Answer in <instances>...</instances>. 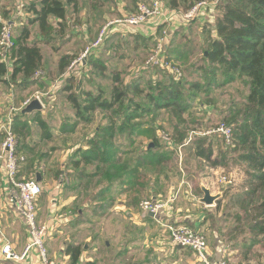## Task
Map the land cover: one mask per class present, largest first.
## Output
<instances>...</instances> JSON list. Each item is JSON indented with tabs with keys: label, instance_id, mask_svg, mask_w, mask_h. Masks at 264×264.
I'll return each mask as SVG.
<instances>
[{
	"label": "trees",
	"instance_id": "16d2710c",
	"mask_svg": "<svg viewBox=\"0 0 264 264\" xmlns=\"http://www.w3.org/2000/svg\"><path fill=\"white\" fill-rule=\"evenodd\" d=\"M3 1L0 0V8H3ZM144 1L150 2L132 0L126 9L135 12ZM202 1L216 2L213 4L216 17L209 23L203 21L205 39L200 47L203 56L192 63V76L177 78L166 72L160 78H151L149 72L154 67H146L147 70L136 79L126 82L121 70L111 69L102 54L94 53L86 64L90 68L89 75L84 74L86 80H78L75 74L64 78L60 91L76 118L74 122L62 126L64 133L73 132L78 123H94L99 112L105 113L108 118L104 126L96 128L86 148L79 146L75 149L67 165L72 169L68 184L78 193L76 203L81 199L79 189H89V182L85 184L84 181L91 177L96 179L94 191L97 192L91 202L95 203L94 212L97 214L112 205L114 195L126 192L137 196L152 180L157 183L163 175H167L168 169L178 170L177 164H174L179 159L176 150L166 149L158 136L159 130L166 131L164 124L159 122L162 114L166 112L169 119L179 121L174 130L181 142L189 137V130H180V123H188L191 131L204 128L201 123L203 117L194 111L195 100L205 95V102L212 103L211 92L243 79L248 88L245 99L233 102L227 108V114L223 115L225 123L234 126V146L223 148L221 135H195L183 151L186 159L201 158L215 168L225 169L232 164L245 167L248 177L243 183L245 191L236 194L234 204L239 209L236 219L243 221L242 215H245L242 230L247 229L248 239L242 240L241 245L247 258L254 247L264 246V0H163V3L168 10L185 13ZM27 3V24L20 26L14 35L11 64L0 60V82L11 81L20 91L46 83L36 77L44 67L42 44H53L56 34L65 30L68 7L72 6L77 11L79 0H28ZM99 3L100 0H94V6ZM3 12L4 15L2 12L0 15L8 20L7 11ZM53 20L60 27L56 28ZM196 22L198 19L195 18L191 23ZM34 27L38 29V38L35 36L32 40ZM165 28L167 24L159 25L158 34H162ZM117 35L124 40L118 41L115 34L110 35L104 44L105 51L134 43V50L147 52L150 45L156 42L154 36L141 33ZM175 50H171V45L166 46L165 58L172 66H177L175 59L178 56H186L184 51ZM173 54L177 55L175 59ZM76 59V54L63 55L58 60L59 74H64ZM93 75L109 79L110 89L95 87ZM30 116L41 131V139H52L55 131L47 118L40 111ZM29 121L28 114L18 113L14 117L13 128L20 152L28 156V168L36 171V158L46 153L40 150L35 154L37 145L32 146L27 141V137L32 135ZM1 135L3 141L5 134ZM121 136L126 137L122 144L118 142ZM143 137L149 139L147 143L140 140L135 146ZM91 165L94 171L88 172ZM83 210L78 205L74 208V212L82 218L81 223L85 221ZM240 228L237 224L231 233ZM82 252L81 245L68 244L66 253L70 256V264H79Z\"/></svg>",
	"mask_w": 264,
	"mask_h": 264
},
{
	"label": "rangeland",
	"instance_id": "374dc122",
	"mask_svg": "<svg viewBox=\"0 0 264 264\" xmlns=\"http://www.w3.org/2000/svg\"><path fill=\"white\" fill-rule=\"evenodd\" d=\"M27 2L28 0H5L2 2L3 6L1 7L3 8H0V13L2 12L1 14L4 15L3 11H7L8 20H11L13 22L12 26L15 36L20 26L17 24V22L14 21H17L16 19L21 17H27V14H29L26 12L27 10L25 9L29 5V3ZM127 4L131 5L132 0H100V3L96 6H94V0H79L77 11H74L73 7L69 6L65 30L63 32H60L58 30L59 32L56 34V38L53 40V44H42V50L44 54V67L41 71L36 74V77L40 78L41 80H45L46 83L43 85L31 86L29 89L20 91L18 93L17 91L19 87L14 85L11 81L9 83L0 82V116L6 118L10 114V112H7L8 108L10 109L12 106L19 108L22 106H20L19 102H25L28 99L31 100L39 96L41 102L44 104V106L47 107L46 112L44 113L45 115H42L44 118H47L52 128H54V131L56 130V128H58V124H56V122H59L60 120L63 121L62 126L74 122L76 118L73 114V110L69 108L70 106L68 107L66 101L63 99V95L60 90L63 87L64 78L68 75L75 74L78 80H86L84 74L89 75L90 69L86 67V64L88 61H90L92 56H94V53H99V56L100 54H102L101 57L107 60V62L109 63V67L111 69L114 68L121 70L123 78L126 82H129L136 79V77L139 76V74L141 75L144 70H147L146 61L153 54V50L160 48L165 55L166 46L171 45V50L176 49L175 51L180 50L186 53V56L180 55L178 56V59H175L177 55H174L176 54V52L173 51V57L177 62V66H175V68H177L178 71L181 72V77H188L189 75L192 76L193 74L191 73L193 72V70L191 68V65L192 63H194L195 60L200 59L203 56V49H201L200 47L202 44H204L205 39L202 31V21L191 23L192 20L195 18H192L190 20L184 18L185 21H183L182 19L173 21L170 24V27L167 26V34L163 31L162 34L157 33L154 36L156 42L155 44L150 45V51L147 52H145L143 49H140L138 51L134 50V43L130 45H126L127 43H125L124 45H122V47L118 48L117 50L111 49L105 51L104 46L100 49L94 48V41L98 37V34L100 33L101 29L106 24L110 23L113 20L123 18L124 16H127L134 12L132 10L126 9ZM7 7H9L10 9ZM162 9L166 10V6L164 3ZM122 10L128 12H126L125 14H120ZM181 14H184V12H181ZM161 16L162 15H160V17ZM201 16L204 18V22L214 21L216 17V11L213 8L207 9V11H205V13L203 12ZM150 20L151 19H149L148 21ZM53 22H55L56 28L60 27L57 21L53 20ZM159 22L160 21L157 19L154 23L155 25H157V23ZM182 22H186V25L181 26ZM24 24H27V18L23 21V23H21V26ZM148 24L149 22L147 23V25ZM212 24L211 26H213ZM115 27H118V24L110 26V35L113 33ZM125 27L126 28L124 29H127L129 26ZM32 32V40H34L36 37L38 38L37 27H34ZM115 39L118 41L124 40V38L120 39L118 35L115 36ZM53 45L55 48L53 47ZM68 53L76 54V60L81 59V61L75 63V60L72 65L66 70V72H64V74H59L58 60L63 55ZM122 56L125 57L122 58ZM158 68H160L161 70L159 71V69L157 70V68L155 67L150 70L149 76L151 78H160L166 72L178 77L174 69L162 67ZM146 77H148V74ZM6 78H8V76ZM93 79L94 83L96 84L95 87H102L106 90L110 89L111 81L109 79H104L102 77H99L98 75H93ZM247 92L248 88L244 83V80L238 79L235 82H232L224 87H221L211 92V94L209 95L210 98H212L213 100L212 103L205 102V95H200L199 98L195 100L194 111L198 116L203 117L202 122H200L203 123L202 127L204 128L198 129L197 132H199L200 134H204V132H207L211 129L213 130L218 125L225 122L223 115L227 114V108L233 102H238L245 99ZM14 112L16 113V111ZM3 118L1 117V119ZM107 122V115L105 113L99 112L96 115V120L94 123H78L76 124V127L74 128L73 132H70L69 134L65 135V140L63 139V137L57 136L54 137L52 144H57L61 146L64 144V141L66 142L67 140L69 141L68 144L70 145H80L86 148V143L89 139L94 137L96 128L99 126H104ZM159 122L164 124V128L166 129V131H164L165 133L161 132L160 130L158 131L159 139L165 145L166 149L173 150L180 143V141L178 140L179 138L176 137V132L174 130V128L177 126V122L179 121L177 119H169L168 115L165 112L162 114ZM178 128L180 130H189V133H191V129H189L190 125L188 123H180ZM166 134L173 138L171 139L173 145L170 146L165 141L164 136L166 137ZM32 135L35 137V133H33ZM125 140L126 137L121 136L118 139V142L122 144ZM140 140L145 141L146 144L149 139L143 137L142 139H139L137 141L135 146L139 145ZM182 143L183 142H181V144ZM59 154L61 153L59 152ZM55 156V158H57L58 154H56ZM199 161L200 160L196 158L186 159L185 165L187 168L191 169L189 170L190 172L192 170H200L201 167L207 165L208 170L206 174L209 181L207 182V185L212 186L211 183H213L214 179L216 181L217 177L215 171L209 167V164L207 162L206 164L203 162L201 163ZM230 164H232V162ZM244 168L245 167L235 164H232L230 167H225V169L222 168L221 174L224 176H228L229 179H231V182L224 184L228 187L226 192L227 194L225 195V207L222 211L220 210V214L212 213L214 215L211 219V222H213L214 227L220 226L221 228H224L225 232L228 233V238H233L234 241L232 242V246L236 245L240 247L241 256L237 259V261L228 258L232 261V263L264 264V246L262 244L250 250L247 258L244 256V250L242 249L241 245L242 240L248 239L247 229L242 230V226L245 224L244 222L246 220L244 218V214L242 215L243 221H238L236 219V213L239 211V209L235 206L234 203L236 201V194H240L245 191V189H243V183L246 182L248 177L245 173ZM93 171L94 166H89L88 172ZM191 175V173L187 174V176ZM177 176L178 170L171 168L168 169L167 175H163L162 177L164 180V184L165 182H167L168 185L171 187L173 185V182L171 180H173V178ZM95 181L96 179H94V177L88 178L84 181V183L86 184L87 182H89V189H79V193H81V199H79V202H77V204L78 206L84 208V219L86 222L84 224L81 223L83 225H77V227L68 226L67 228H64L66 231V237L69 236L68 240L80 243L84 250L87 251L85 253L86 258H94V255L98 252L100 254L98 255V260L99 262L101 261L102 264L109 263L111 261V257L115 254L116 250H126L128 246H131V248H135L136 251L150 248V244L153 241L148 236L145 237V243H143V240L141 239L136 242H128V245H126V227L128 229L133 228L134 224H128V222H131L129 221L128 213L130 211L132 212L133 210L131 208H128L126 204V206H124V200L126 202H135L136 200L139 203L140 200L149 199V195L143 193L137 196L132 195L127 198H124L123 196L119 197L114 195L113 205H110L104 211H99V213L97 214L94 212L96 205L95 203L91 202L94 196L96 195L95 193L97 192L94 191ZM191 184L196 187L198 185V180L195 177H192ZM196 188H198V186ZM181 191L177 192V190H175L172 195L177 197L180 194L181 196ZM134 212H139L141 214L143 213V211L139 210L138 208H136ZM46 214L47 212L44 213V219H46ZM39 220L40 219L38 216V221ZM39 223L41 226L47 224L45 222H42L41 220L39 221ZM237 224H239L241 228L237 232H234V234L231 233V231ZM163 229L164 230H162V233L165 232L166 235L167 233H170L167 224L163 226ZM150 231L154 232L155 230L152 229ZM202 232L207 237V234L204 231ZM133 233L139 234L136 231ZM95 234H99V236L96 238L97 240L94 241ZM168 236L170 238V234ZM207 239L209 243V238L207 237ZM86 245L88 246L87 249H85ZM60 248L61 247L58 243H54V249L57 251L58 257L57 259L55 256H52V259L54 260L55 264H57L56 262L60 260ZM130 257L133 261L132 256ZM241 260H243V262H241Z\"/></svg>",
	"mask_w": 264,
	"mask_h": 264
},
{
	"label": "crops",
	"instance_id": "0c3cea01",
	"mask_svg": "<svg viewBox=\"0 0 264 264\" xmlns=\"http://www.w3.org/2000/svg\"><path fill=\"white\" fill-rule=\"evenodd\" d=\"M126 12L128 11L122 10L120 14H125ZM161 17L157 16L151 18V20L148 21L149 24L147 25V22L145 23L146 25L144 24L145 26H129L127 29H124L126 28L125 26L115 27L111 35L121 34V36H126L130 33H141L144 36H155L158 33L159 25L165 23L170 27V24L173 21L180 19L185 21L181 12H173L168 9L164 10V15ZM157 19L160 22L155 25L154 22H156ZM197 19L198 21H202V23L204 21L202 16L197 17ZM16 20L17 21L14 22H17V24L21 26V23H23L25 17H21ZM182 25L185 26L186 22H182L181 26ZM17 92L19 93L20 90ZM19 103L21 106L24 102L21 101ZM46 108L47 107L44 106L40 112L44 114L46 112ZM7 112H9V108ZM34 114L35 113L28 114L29 118L31 119L30 115ZM1 117L3 118V116H0V119ZM29 122L32 128V134L35 133V137L31 135L27 137V141L32 146L37 145L35 154H38L40 150L46 154L43 157L36 158L34 166L36 171H34V169L31 167L28 168L27 156V161L24 163L20 171V176L26 178L31 175L32 172L40 173L43 190L37 200L39 209L38 216L42 222L47 223L45 224L48 228L46 244L49 252V258L53 262L54 260L52 259V256H55L58 259L57 251L54 249V243H58L61 247V252L59 253L60 260H58L56 263L70 264V256L66 253L67 245L81 244L78 242H73L72 240H68L69 236L66 237V231L64 228H67L68 226L77 227V225H83L86 222L84 221V223L81 224L80 221H82V218L78 217V215L74 212L75 206L78 205L77 202L75 203V200H77V193L72 190L70 184H68L70 183V179L68 177L69 172L72 171V169H69L67 165L71 159V156L74 154L75 149L80 145H70L68 144L69 141L67 140L66 142L64 141V144L61 146L52 144L54 137L57 136H61L65 140L66 133H64L61 129L63 125L62 120L56 122V124H58V128H56L55 132L53 133V138L50 140L41 139V131L38 129L37 124L32 120ZM188 138L183 139L181 142L184 143ZM2 139L3 138L0 133V144L2 143ZM181 142L178 145H180ZM177 148L178 146L174 149L176 150V157L179 156V159H176L175 157L177 162L176 164L178 166V176L171 180L173 185L170 187L167 182L164 184V180L161 177L157 183L152 180L151 183L138 194L141 195L145 193L148 194L151 199L166 203V207L160 212L159 218H154V216H150L145 212L142 214L139 212H134L136 208L139 209V203L136 200L135 202H126L124 200V206L127 205L128 208L133 210L132 212L130 211L128 213L129 221H131L128 222V224H134L133 228L128 229L126 227V245H128V242H136L141 239L143 240V243H145V237L148 236L153 241L150 244V248L136 251L135 248L128 246L126 250H116L114 254L115 256L113 255L111 257V261L107 264H132L133 262V264H201L197 254L191 249L173 246L171 244V239L168 236L169 233H167V235L165 232L162 233V230H164L163 226L166 224L189 225L196 230L204 231L209 238L208 255L213 260L230 258L237 261V259L240 258V247L236 245L232 246V242L234 241L233 238H228V233L225 232L224 228H221L220 226L214 227L213 222H211L213 215L220 214V212L225 207V195L227 194L226 192L228 187L224 186V191H221L222 188L217 186V181L221 175L222 168H215L209 165V167L215 171L217 177L216 181L214 179L213 183H211L212 186H208L207 182L209 181L206 174L208 166L206 165L201 167L200 170L197 169L190 172L189 170L191 169L187 168L185 165L186 158L184 157L183 148L181 150L182 153H179ZM59 152L61 154H59ZM56 154H58L57 158H55ZM196 159L200 160L199 162L201 163H206V161L201 158ZM40 169L41 172H39ZM61 171L63 172L62 174L60 173ZM188 173H191V176L198 180V188H196L197 186L194 187V185L191 184L192 177L187 176ZM65 175L68 178L67 182L61 181V177ZM204 187L209 188L211 193L214 195L220 194L221 198L211 205L203 203L201 198L204 195ZM175 190H177V192L182 190L181 196L179 194L180 197L172 195ZM10 191L11 184L5 168V155L0 151V264H43L37 249L31 250L23 260L3 259L1 248L5 244H10L12 249L17 254L21 255L30 241L26 224L17 213L13 203L10 200ZM134 195L136 196V194ZM116 196H123L124 198H127L132 196V194L124 192L121 195ZM219 203L220 206H218ZM45 212H47L46 219H44ZM152 229L155 231H150ZM135 231L139 234H134L133 232ZM98 236L99 234H95L94 241L97 240L96 238ZM87 247L88 246L86 245L85 249H87ZM82 250L83 252L79 264H86L89 261H96L97 264H102L101 261L99 262L98 260V255H100L98 252L94 255V258H86L85 253L87 251L84 250L83 247ZM130 256H132L133 261L131 260ZM241 262H243V260H241Z\"/></svg>",
	"mask_w": 264,
	"mask_h": 264
},
{
	"label": "built area",
	"instance_id": "2783aa9c",
	"mask_svg": "<svg viewBox=\"0 0 264 264\" xmlns=\"http://www.w3.org/2000/svg\"><path fill=\"white\" fill-rule=\"evenodd\" d=\"M214 3L202 1L198 3L192 10L183 14L184 18L190 20L202 15V13L211 9ZM163 0H150V2H143L138 9L123 18L116 19L106 24L98 34L94 41V48L100 49L104 46L106 39L109 37L111 30L110 26L118 24V26H142L148 22L149 19L164 15ZM166 19V18H165ZM0 24L2 31L0 33V60L11 64L10 52L14 47V32L13 22L6 20L0 15ZM167 28L163 31L167 34ZM153 54L147 59L146 67H162L174 69L181 77V72L175 66H172L165 58L164 52L160 48L153 50ZM76 60L75 63L80 62ZM39 98V96H37ZM30 99L26 100L21 107L16 108L12 106L9 109L10 114L3 119H0V133H4V140L0 144V151L5 155V168L8 179L11 184L10 200L20 217L26 224L30 241L23 253L17 254L10 244H5L1 248L3 259L5 260H23L27 254L37 249L43 264H55L49 258V252L46 244L48 235V228L46 225L41 226L38 221V205L37 200L42 193L41 182L37 179V173L32 172L28 177H21L20 171L27 161V155L20 152L19 141L13 128L14 117L17 113L27 106ZM16 111V113L14 112ZM234 126L228 125L225 122L218 125L213 130L200 134L197 131H191L189 138L182 144L178 145V152L182 153V148L189 144L195 135L210 136L221 135L224 139L223 148H232L233 145ZM165 141L171 146L173 145L172 137L166 134ZM42 169V168H41ZM41 169L39 172H41ZM67 176H62L61 181H67ZM231 182L228 176L220 175L217 186H220L224 191V184ZM139 209L145 213H153L154 218H159L160 212L166 207V203L154 199H143L139 202ZM169 229L171 244L173 246L189 248L195 252L201 264H233L228 258H221L213 260L208 255V239L206 235L196 230L189 225H167Z\"/></svg>",
	"mask_w": 264,
	"mask_h": 264
},
{
	"label": "water",
	"instance_id": "95a60500",
	"mask_svg": "<svg viewBox=\"0 0 264 264\" xmlns=\"http://www.w3.org/2000/svg\"><path fill=\"white\" fill-rule=\"evenodd\" d=\"M44 108L43 103L38 97H35L30 100V102L25 106L21 111V115L25 114H31L38 111H41ZM37 179L39 182H41V175L40 173H37ZM203 197L202 202L208 205L214 204L217 200L221 198L220 194L214 195L211 193V190L209 188L204 187L203 188ZM150 216H154L153 213H149Z\"/></svg>",
	"mask_w": 264,
	"mask_h": 264
}]
</instances>
